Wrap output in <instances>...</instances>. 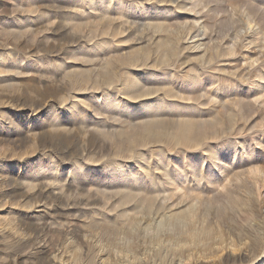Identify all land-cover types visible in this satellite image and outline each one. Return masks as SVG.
<instances>
[{
    "label": "rangeland",
    "instance_id": "374dc122",
    "mask_svg": "<svg viewBox=\"0 0 264 264\" xmlns=\"http://www.w3.org/2000/svg\"><path fill=\"white\" fill-rule=\"evenodd\" d=\"M180 235L187 264H264V0H0V264Z\"/></svg>",
    "mask_w": 264,
    "mask_h": 264
},
{
    "label": "bare ground",
    "instance_id": "6f19581e",
    "mask_svg": "<svg viewBox=\"0 0 264 264\" xmlns=\"http://www.w3.org/2000/svg\"><path fill=\"white\" fill-rule=\"evenodd\" d=\"M110 73V72H109ZM108 76H109V74H108ZM157 120L156 121H150L149 123H145L146 124V129H148L149 131H150V133H151V135L153 136V137H155V138H162L163 136H166V135H163V131L164 130H162L161 128L159 129V127H157ZM180 124L181 125H179V126H177V128L176 129H174L175 131H174V133L172 134V133H169V134H171L170 136H166V138L169 140V141H173V142H178V143H183V144H189V145H191V144H199V142H200V140H201V138H202V136H203V133H202V131H199V129H197L196 127H195V125L193 124V122L192 121H189V120H187V121H184L183 123L182 122H180ZM159 126V125H158ZM161 126V125H160ZM176 126V125H175ZM174 126V127H175ZM161 127H163V126H161ZM162 130V131H161ZM166 132V131H165ZM168 135V134H167ZM170 137V138H169ZM154 138V139H155ZM150 139H151V136H150ZM158 139V140H159ZM155 141V140H154ZM156 141H157V139H156ZM168 141V142H169ZM203 141V140H202ZM201 143V142H200ZM161 191V190H160ZM162 192H159V194H161ZM164 193V192H163ZM158 194V195H159ZM164 195V194H163ZM163 195H162V197H163ZM150 197V196H149ZM160 198V197H159ZM164 201H165V199H166V197L164 196L163 198H162ZM162 199H161V201H162ZM154 200V199H153ZM159 201H160V199H159ZM150 202V201H149ZM154 202V201H153ZM151 203V202H150ZM156 203V202H155ZM158 203V202H157ZM165 203V202H164ZM152 204H154V203H152ZM161 205H162V202L160 203ZM165 205V204H164ZM151 206V205H150ZM152 207H153V205H152ZM164 207V206H163ZM154 208V207H153ZM161 209V208H160ZM152 210V209H151ZM187 210V209H186ZM162 213H164V212H161V211H159L158 209H154L152 212H151V214L149 215V217L147 216V218H148V220L150 221V224H149V226H147L148 225V221L146 222L147 223V225L146 224H144V225H146L147 226V228H152V227H154V228H157V227H159V226H161L164 222H166L167 220H169L170 218H169V216H168V214H166L167 216H165V213L164 214H162ZM145 217V216H144ZM143 217V218H144ZM142 218V219H143ZM179 218V217H178ZM171 219H172V216H171ZM175 220H177V219H175ZM182 220V219H181ZM194 220H195V218H194ZM130 221V220H129ZM172 221V220H171ZM187 221V220H186ZM194 222V221H193ZM141 223H144L143 221L141 222ZM177 223H178V220H177ZM186 223V225L187 224H189L187 227L190 229V230H192L191 231V235H192V238H194L195 240L198 238V233H197V230H195V227H194V224L191 222H185ZM133 224V223H132ZM131 224V225H132ZM171 224V223H170ZM140 225H143V224H140ZM42 226V225H41ZM44 226V225H43ZM127 226V225H126ZM146 226H143V227H145V229L147 230V228H146ZM130 227H132V226H130ZM129 227V228H130ZM139 227V226H138ZM162 227H163V225H162ZM166 227V226H165ZM171 227V226H170ZM181 227V226H180ZM191 227V228H190ZM192 227H194V228H192ZM12 228V227H11ZM15 228V227H14ZM142 228V227H141ZM140 228V229H141ZM173 228V227H172ZM93 230L95 229V228H92ZM91 229V230H92ZM148 229V230H149ZM164 229V228H163ZM95 230H98V229H95ZM132 230V228L130 229V231ZM144 230V229H143ZM147 230V231H148ZM152 230V229H151ZM166 230H168V229H165V231ZM107 231V230H106ZM132 231H134V230H132ZM145 232V234H147V233H149V232ZM163 231V230H162ZM169 231H170V229H169ZM175 231V230H174ZM97 233H98V231H96ZM104 232L105 231H103V236H104ZM123 232H124V230H123ZM136 232H137V230H136ZM136 232H133V234L134 233H136ZM143 232V234H144V231H142ZM93 233V231L91 232V234ZM96 233V234H97ZM127 233H128V230H127ZM138 234L140 233V232H137ZM151 233V232H150ZM154 233V232H153ZM170 233H172V232H170ZM175 233V232H174ZM94 234H95V231H94ZM94 234H92V235H94ZM95 234V235H96ZM99 234L100 233H98V236H99ZM113 234V233H112ZM116 234V233H115ZM121 233H119V235H120ZM122 234H124V233H122ZM130 234H132V233H130ZM132 234V235H133ZM137 234V235H138ZM141 234V233H140ZM87 235V234H86ZM91 235V236H92ZM94 235V236H95ZM117 235V234H116ZM125 235V234H124ZM129 235V234H128ZM73 236V235H72ZM85 236V235H84ZM83 236V237H84ZM93 236V237H94ZM101 236V235H100ZM102 236V237H103ZM105 236H106V238H105V240L107 239L108 241H109V236L107 237V235L105 234ZM124 237L123 235H120V237ZM136 236V235H135ZM149 236V235H148ZM171 236V235H170ZM34 237H36V236H34ZM86 237V236H85ZM82 238V239H85V242H84V246H85V250H84V258H86L87 259V262H89V261H91V262H93V264H104L103 262H105L104 260L105 259H103L102 261H101V257L103 256V254H105V253H109V252H111L112 250H111V248L109 249V247L107 246V248H105V246H103V241L100 239V238H102V237H100V238H98V239H92V240H89L90 239V237H89V239L87 240L86 238ZM97 237V236H96ZM96 237H94V238H96ZM118 238V239H123L122 237L121 238ZM128 237V239L130 238L129 236H127ZM141 237H142V234H141ZM144 237H146V235L144 236ZM144 237H142V238H144ZM23 238V240L25 239V237H22ZM28 237H26V239H27ZM32 238V237H31ZM80 238V239H81ZM112 238V237H111ZM161 238V237H160ZM176 238V237H175ZM169 239V238H164V239H160L158 242L156 241V239H155V241H154V243L155 244H152L153 242H152V240H151V244L149 245L148 243V245L146 246L144 243V245L145 246H142L141 247V245H140V247H136L135 249H134V247L136 246V244H137V242H136V244L134 245V246H132V247H130L131 246V244L129 245V247H128V250H129V248L131 249V257H132V260H130V262H128L127 264H158L157 263V257H159V256H162V254H165V259H164V261H162V264H165L166 263V261L168 260V263L169 264H187V262H185V260H184V256L185 255H182L183 254V250L184 249H186V250H189V248L188 247H191V248H193V249H197V247H199V244H200V242H196V241H188V239L186 238V237H184V236H182V235H180L179 237L177 236V238L176 239ZM37 239V238H36ZM126 239V238H125ZM124 239V240H125ZM20 240V239H19ZM18 240V241H19ZM22 240V239H21ZM29 240V239H28ZM70 240L72 241V238H70ZM73 240H75V239H73ZM87 240V241H86ZM111 240V239H110ZM124 240H121L122 242H120V243H123V241ZM144 240V239H143ZM71 241H67V243L68 242H71ZM113 241H114V239H113ZM112 241V242H113ZM117 241V240H116ZM120 240H118V242H119ZM142 241V240H141ZM145 241V240H144ZM33 242V241H32ZM72 242H74V241H72ZM105 242H107V241H105ZM111 242V241H110ZM118 242H116V243H118ZM126 243H124V244H126L127 245V242L128 243H131V241L129 242V240H126L125 241ZM143 242V241H142ZM63 243V242H62ZM150 243V242H149ZM29 244V243H28ZM37 244V243H36ZM40 244V243H39ZM38 244V245H39ZM65 244L66 243H64V246H65ZM73 244V243H72ZM140 244V243H139ZM142 244V243H141ZM142 244V245H143ZM31 245V244H30ZM59 245V244H58ZM68 245H70L71 247H73L71 244H68ZM106 245H108V244H106ZM111 245H112V243H111ZM111 245H110V247H111ZM114 245V244H113ZM32 246V245H31ZM45 246V245H44ZM63 246V245H62ZM62 246H60V248H58V249H56L55 250V253L53 254H51L52 256H51V260L50 261H52L53 263L52 264H54V262H56V261H58V262H62V260H63V257H64V255H65V253L66 252H71L70 250L69 251H66L65 252V249H66V247H64V248H62ZM116 246V245H115ZM124 246V245H123ZM123 246L121 245V247H122V250L124 249L123 248ZM138 246V245H137ZM75 247V246H74ZM77 247V246H76ZM119 247V246H118ZM120 247V248H121ZM127 247H126V249H127ZM28 248V247H27ZM57 248V247H56ZM81 248H83V246L81 247ZM119 248V249H120ZM190 248V249H191ZM41 249V248H40ZM76 249V248H75ZM74 248L72 249V252H73V250H75ZM115 249H116V247H115ZM115 249H114V247H113V250L115 251ZM66 250H68V248L66 249ZM111 250V251H110ZM118 250V249H117ZM127 250V251H128ZM78 253L80 252V250H76ZM119 251V250H118ZM126 251V250H125ZM193 251H195V250H193ZM53 252H54V250H53ZM71 252V256L70 257H72V254L73 253H75V251L72 253ZM116 253L115 254H117L118 252L117 251H115ZM120 252H121V250H120ZM123 252V251H122ZM130 252H125V253H130ZM20 253V252H19ZM82 253V252H81ZM114 253V252H113ZM187 253V252H186ZM185 253V254H186ZM27 254V253H26ZM110 254V253H109ZM77 255V254H76ZM108 255V254H107ZM128 255H130V254H128ZM128 255L126 256V254L124 255V257L126 256V258L128 257ZM200 255V254H199ZM21 256V255H20ZM119 256H121V254H119ZM145 256V257H144ZM69 257V259H71ZM76 257V256H75ZM79 257V256H78ZM81 257V256H80ZM79 257V258H80ZM114 257H115V255H114ZM122 257V256H121ZM192 257V256H191ZM66 258V257H65ZM73 258H74V255H73ZM82 258V257H81ZM105 258V257H104ZM129 258V257H128ZM161 258V257H160ZM199 258V257H198ZM39 259V258H38ZM50 259V258H49ZM76 259L77 258H75V261H76ZM121 259V258H120ZM189 259V258H188ZM187 259V260H188ZM68 260V259H67ZM78 260H80V259H78ZM159 260V259H158ZM37 261V260H36ZM36 261L34 262V263H36ZM69 261V260H68ZM72 261H74V260H72ZM82 261H83V259H82ZM128 261V260H127ZM126 261V262H127ZM189 261H190V259H189ZM193 261V260H192ZM225 261V260H224ZM38 262V261H37ZM86 262V264H88ZM226 262V261H225ZM50 263V262H49ZM70 263V262H69ZM161 263V262H160ZM159 263V264H160ZM70 264H73V263H70ZM89 264H91L90 262H89ZM192 264V263H191Z\"/></svg>",
    "mask_w": 264,
    "mask_h": 264
}]
</instances>
